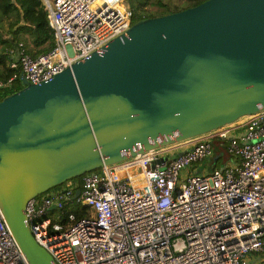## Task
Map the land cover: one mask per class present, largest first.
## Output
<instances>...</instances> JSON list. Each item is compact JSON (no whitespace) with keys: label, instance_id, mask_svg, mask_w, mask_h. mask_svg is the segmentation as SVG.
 <instances>
[{"label":"water","instance_id":"water-1","mask_svg":"<svg viewBox=\"0 0 264 264\" xmlns=\"http://www.w3.org/2000/svg\"><path fill=\"white\" fill-rule=\"evenodd\" d=\"M20 80L0 98V211L28 264H56L25 222L34 195L264 109V0L143 17L50 78Z\"/></svg>","mask_w":264,"mask_h":264},{"label":"built area","instance_id":"built-area-1","mask_svg":"<svg viewBox=\"0 0 264 264\" xmlns=\"http://www.w3.org/2000/svg\"><path fill=\"white\" fill-rule=\"evenodd\" d=\"M53 45L21 41L0 89L37 83L130 24L122 0H39ZM230 160L182 173L219 150ZM34 195L25 222L56 264H264V109L135 153ZM78 190L74 194L75 190ZM85 209L80 215L75 210ZM0 264H28L0 211Z\"/></svg>","mask_w":264,"mask_h":264},{"label":"trees","instance_id":"trees-1","mask_svg":"<svg viewBox=\"0 0 264 264\" xmlns=\"http://www.w3.org/2000/svg\"><path fill=\"white\" fill-rule=\"evenodd\" d=\"M201 1L203 0H132L128 6V17L131 23L143 17L174 12ZM146 5L154 6L155 9L152 11ZM0 13L14 18L5 31L0 26V79L4 80L14 71L8 63L13 60L19 41L22 42L25 52L33 56L50 49L53 39L46 22L45 10L39 0H0ZM20 86L21 82L17 81L10 88L0 89V98ZM214 156H211L213 160ZM84 211L83 208H77L75 214L78 216ZM251 256L249 262L254 264L256 254ZM261 257L264 258V254Z\"/></svg>","mask_w":264,"mask_h":264},{"label":"rangeland","instance_id":"rangeland-1","mask_svg":"<svg viewBox=\"0 0 264 264\" xmlns=\"http://www.w3.org/2000/svg\"><path fill=\"white\" fill-rule=\"evenodd\" d=\"M123 3H126V5L129 6V2L132 0H122ZM169 2H176L177 0H164ZM146 7L150 10H154V6L146 5ZM129 8V7H128ZM8 15L0 13V26H2V30H6L7 26L12 22V19H14L12 16L7 17ZM215 159L213 160L211 157H207L201 161H196L192 164L187 165L184 170H182V173H201L204 171H207L211 168L212 165L220 167L224 161L230 160V158H227L226 152L222 149L218 152L214 153ZM74 179H80V175L75 177ZM64 183L60 184L59 186H62ZM57 188V187H56Z\"/></svg>","mask_w":264,"mask_h":264}]
</instances>
